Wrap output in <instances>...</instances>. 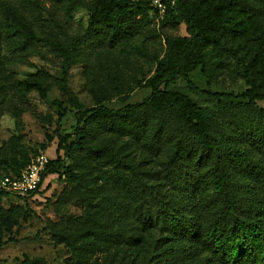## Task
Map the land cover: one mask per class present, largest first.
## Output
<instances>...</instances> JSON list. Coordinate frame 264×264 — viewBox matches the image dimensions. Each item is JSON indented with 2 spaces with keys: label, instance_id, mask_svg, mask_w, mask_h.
I'll list each match as a JSON object with an SVG mask.
<instances>
[{
  "label": "rangeland",
  "instance_id": "374dc122",
  "mask_svg": "<svg viewBox=\"0 0 264 264\" xmlns=\"http://www.w3.org/2000/svg\"><path fill=\"white\" fill-rule=\"evenodd\" d=\"M133 1L142 7L149 3L147 14L115 28L92 27L87 8H74L67 0H9L14 9L0 10L4 91L0 94V179L20 171L41 152L55 158L58 135L74 131L80 109L99 99L109 108H121L148 96L151 89L146 82L164 56L165 36L188 35L187 20L207 0H162L161 8L155 0ZM250 1L261 8L256 14L261 30L264 3ZM247 19L240 12L230 13L220 45L209 42L203 48L204 63L190 72L198 87L221 92L253 88L264 94V69L251 62L257 44L243 35L249 28ZM176 20L180 21L173 24ZM79 39L85 40L82 46L89 55L84 63L71 67L62 85V46ZM36 78L46 87L45 96L36 88L18 87L19 82ZM114 79L119 80V88ZM256 102L264 108V97ZM201 103L208 105L217 140L245 152L243 161L230 163L229 172L240 204L248 207L257 196L264 197V117L247 99L215 104L201 99ZM136 119L141 122L87 126L85 143L95 152L74 150L66 159L71 174L48 176L43 187L48 182L50 187L43 194L18 195L0 188V264H17L26 256L42 257L50 264H178L177 246L187 243L173 242L167 221L159 215L157 194L179 206L193 204L195 215L206 221L204 210L213 198L209 177L213 157L203 154L197 139L169 119L163 121L153 113ZM101 147H109L117 157ZM177 152L183 157L174 161ZM223 152L226 160L230 158ZM143 188H153L145 193L151 220L137 218L123 205ZM76 217L107 220L112 230L140 226L143 240L129 245L109 235L106 240L82 238L83 224L76 225ZM193 244L201 247V256L211 259L210 264H220L205 237Z\"/></svg>",
  "mask_w": 264,
  "mask_h": 264
},
{
  "label": "trees",
  "instance_id": "16d2710c",
  "mask_svg": "<svg viewBox=\"0 0 264 264\" xmlns=\"http://www.w3.org/2000/svg\"><path fill=\"white\" fill-rule=\"evenodd\" d=\"M74 8L85 6L90 12L92 27L105 26L115 28L126 22H135L142 14H147L150 4L141 6L133 0H67ZM264 3V0H256ZM9 0H0V10L8 11L14 8L8 4ZM196 15L188 19V35H176L168 33L165 36V53L159 61L155 74L149 78L146 85L151 93L142 101L129 103L121 108H109L103 104V100L90 107L79 110L74 131L59 134L56 148V157L49 160L45 172L42 174V182L38 188L28 195L43 194L49 189L48 182L43 183L48 176L59 175V178L71 174L66 159L74 150H87L95 152L92 145L85 143L87 126L95 122L106 124H119L122 121L134 123L141 122L136 118L144 113H153L162 117L163 121H170L181 125L199 144L203 154L213 157L209 169L210 183L212 187V199L205 208L206 221H201L193 212V204L189 207L174 204L169 198L157 194L159 215L165 219L170 227L173 242H186L187 245L177 246L178 264H210L212 260L201 256V247L194 246L201 236L205 237L212 251L219 257L220 264H264V197L257 196L249 203L248 207L240 204L236 192L232 188L229 165L243 161L245 152L231 144H222L212 131L213 118L209 108L201 103V99L211 103H221L223 99L239 100L247 99L249 105L261 117H264V108L256 100L264 97L257 94L255 89L249 88L241 92L212 91L198 87L190 78V72L204 63L203 48L209 43L219 46L222 39L221 31L227 16L232 12H240L248 16L249 28L243 33L252 38L258 47V52L252 58L253 65H261L264 69V26L259 29L256 22V14L261 10L250 0H207L204 8H195ZM180 20L172 22L177 24ZM24 33L29 34L25 24L21 25ZM30 37V36H28ZM28 40V39H27ZM85 41V40H83ZM82 40H77L62 46L64 64L62 68L61 84L65 85L71 67L84 63L89 53L82 46ZM11 44V41H8ZM3 44L0 36V45ZM2 54L0 47V64ZM39 77V75H37ZM42 78V76H40ZM37 79V80H36ZM33 82L21 81L20 89L36 88L40 94L46 95V87L41 79ZM115 87H120L118 79L113 80ZM3 85L0 84V94H3ZM209 104V105H211ZM76 106L79 105L76 103ZM112 156H116L109 147H101ZM223 150L227 151L230 158H225ZM63 151V152H62ZM174 161L179 160L181 152L174 155ZM26 168L18 172L11 171L4 176H19ZM186 188L189 186H185ZM191 187V186H190ZM183 188V190H187ZM5 191V190H3ZM6 193H10L5 191ZM152 193L153 188L144 189L140 194H133L130 202L123 205L136 217L143 220H151L152 215L146 205L145 193ZM187 192V191H185ZM159 195V196H158ZM82 198L90 205L91 200L82 194ZM194 214V216H193ZM93 222L89 225L88 222ZM76 225L83 224L80 235L82 238L107 239V235L113 240L127 241L129 245H137L143 240V232L140 226H131L120 230L110 229L107 220L89 217H76L73 219ZM110 231L116 233L109 234ZM200 235V236H198ZM94 243V242H93ZM17 264H50L42 257L26 258Z\"/></svg>",
  "mask_w": 264,
  "mask_h": 264
},
{
  "label": "built area",
  "instance_id": "2783aa9c",
  "mask_svg": "<svg viewBox=\"0 0 264 264\" xmlns=\"http://www.w3.org/2000/svg\"><path fill=\"white\" fill-rule=\"evenodd\" d=\"M159 7H163L162 0H155ZM50 158L43 152L39 153L26 166L19 176H4L0 179V188L18 195H28L34 191L42 182V174Z\"/></svg>",
  "mask_w": 264,
  "mask_h": 264
}]
</instances>
